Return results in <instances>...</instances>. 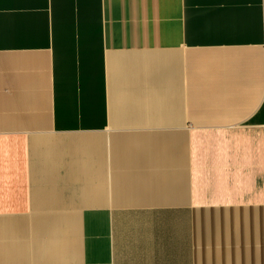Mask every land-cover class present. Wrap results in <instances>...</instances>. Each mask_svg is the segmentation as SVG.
<instances>
[{
  "label": "crops",
  "instance_id": "1",
  "mask_svg": "<svg viewBox=\"0 0 264 264\" xmlns=\"http://www.w3.org/2000/svg\"><path fill=\"white\" fill-rule=\"evenodd\" d=\"M0 264H264V0H0Z\"/></svg>",
  "mask_w": 264,
  "mask_h": 264
}]
</instances>
